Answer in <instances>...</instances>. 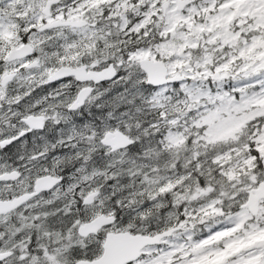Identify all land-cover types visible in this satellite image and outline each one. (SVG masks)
Returning <instances> with one entry per match:
<instances>
[{
    "label": "snow or ice",
    "instance_id": "1",
    "mask_svg": "<svg viewBox=\"0 0 264 264\" xmlns=\"http://www.w3.org/2000/svg\"><path fill=\"white\" fill-rule=\"evenodd\" d=\"M0 264H264V0H0Z\"/></svg>",
    "mask_w": 264,
    "mask_h": 264
}]
</instances>
